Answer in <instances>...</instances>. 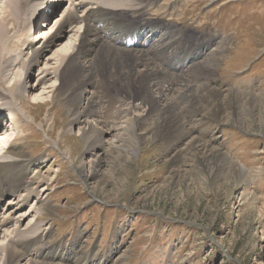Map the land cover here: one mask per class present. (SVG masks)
<instances>
[{
    "label": "rangeland",
    "instance_id": "rangeland-1",
    "mask_svg": "<svg viewBox=\"0 0 264 264\" xmlns=\"http://www.w3.org/2000/svg\"><path fill=\"white\" fill-rule=\"evenodd\" d=\"M76 1L74 0V3ZM99 1L108 5L112 2L113 6L123 2L124 5L129 3V0ZM60 2H55L57 5L54 13L67 4V0ZM147 2L149 1H144L145 4ZM4 5L5 0H0V15L4 13ZM124 5L119 6V10L112 11L116 18L124 19L120 22L121 27L117 29L129 33L132 21L138 26L143 21H149L151 29L148 30H155V25L153 27L151 23L156 21L158 25L172 27L167 34L171 40L183 38L190 45L209 44L210 52L205 53L199 61H209L208 67H212L206 68L203 73H196L199 76L194 78L191 75L197 72V61L183 72L190 75L196 83L205 82L220 88L224 91L222 94H227L230 89L238 94L242 93V96L255 95L264 103V0H158L154 6H148L138 15H132L130 10L122 9ZM68 6L61 12L67 10ZM79 9L77 14L81 15L83 7ZM111 23V18L102 19V27L110 26L107 32L110 35L114 30ZM77 25L62 27L61 33L57 31V26L52 31L50 36L53 38V34L59 32V38L31 69L27 84L35 87L27 96H21L24 99L22 103L19 95L12 99L9 93L4 94L0 100V103L11 100L17 108L21 104L24 107L22 111L17 109L14 117L8 116L6 111L0 114V127H8V132L0 142V157H3L2 153L7 148L6 143L13 138H9L10 133L19 132L17 126L23 130L24 141L28 144L25 150L29 156L38 159L46 156L49 158L42 169L43 172L51 169L46 183L48 188L42 197L54 206L35 215L36 226L40 225L39 230H43L45 224L50 226L44 236L49 246L55 250L67 240L75 239L79 243L74 244L78 248L76 251H66L67 256H59V262L44 256L52 254H45L48 245L41 249L43 254L35 258L30 255L34 258L32 260L44 256L43 260L35 262L80 264L86 257L84 255L83 258L81 252L93 249V253L97 255L96 259L105 253L110 254L107 259L102 257L105 260L100 264H264V107L257 109L253 115L241 114V122L228 120L221 114L218 119L207 117L203 127L199 126V123L194 127L195 123L189 125L190 122L183 121L178 128L175 126L176 132H171L175 136L163 135L160 139L146 140V144H142L138 154L133 157L118 156L117 151L108 153L103 160V167L89 180L91 187L76 167L81 166L85 171L91 170L83 150L84 143L76 145L75 138L79 139L77 126L72 128V131L68 129L71 116L67 110L69 97L65 93L73 96L75 92L69 93L65 90L63 81L60 83L59 73L64 64L62 62L58 65L60 58L54 53V50L65 43L67 49L77 44L83 32V25ZM162 29L165 33V28ZM35 32L36 25L29 30L27 36L35 35ZM12 34L15 35L14 29ZM175 47H178L176 43ZM24 48L22 47V50ZM18 50L14 47L11 53L12 58L15 57L18 62L17 66L27 58L25 55H19ZM160 50L164 51V48L161 47ZM110 52L116 54L118 51ZM91 53L86 46L82 57ZM115 57L114 60L107 59L103 63L104 66H97L101 69L98 73H83L80 78L87 81L88 88L93 89L100 100L99 103L105 104L101 113L110 120L111 117L117 116L115 110L123 107L117 99L126 96L124 107L127 109L126 106H133L132 113L127 117L131 118L134 112L139 110L138 115L133 116L136 120L134 133L136 138L141 139L147 128L154 127L151 119L157 118L159 111L148 110L145 100L139 99L140 76L136 77L132 84L128 82L129 79L119 77L115 68ZM149 57L148 60L154 67L164 70L160 58ZM40 68H48L51 73L45 79L38 78L40 82L37 84ZM13 72L15 74H11V71L5 73L3 85L11 86L19 75L23 79V71L16 67ZM171 74L169 72L168 75L167 72L166 77L162 79H173ZM36 92H39V95L31 96ZM131 92L137 99L130 102L128 94H132ZM89 96L88 92L84 94L86 99ZM187 107L188 103L180 102L175 111L183 112ZM190 109L192 110V107ZM230 111L231 109L226 110L227 113ZM24 113L34 119H26ZM145 116L150 120L144 119ZM121 121L117 122L122 125ZM119 123L118 127L121 126ZM121 127L119 131L110 133L112 141L115 140L116 132H120V136L129 133L128 127ZM187 127L190 133L186 131ZM195 137L222 152L226 161L242 166L245 170L243 176L231 171L229 165L224 163L217 169L209 170L198 162H195L197 167L187 165L173 174L175 162L172 164V160L176 150ZM120 140L121 138L117 142L120 143ZM67 147L71 148V153H68ZM181 162V159L176 161L177 164ZM33 173L36 174L34 169L30 175ZM1 177L0 175V179ZM43 187L44 185H41L38 189ZM31 199L21 210L27 215L21 222L22 227L30 219L28 209L36 203L34 198ZM43 239L42 236L40 241L35 236L30 237L21 248L31 253L37 242L36 247L42 246ZM112 244H116L118 248L113 250ZM15 245L20 243L16 242ZM55 256L53 254V257ZM67 258L71 259L68 263ZM29 262L31 263L28 261L26 264H30ZM93 263L91 261V264Z\"/></svg>",
    "mask_w": 264,
    "mask_h": 264
},
{
    "label": "bare ground",
    "instance_id": "bare-ground-1",
    "mask_svg": "<svg viewBox=\"0 0 264 264\" xmlns=\"http://www.w3.org/2000/svg\"><path fill=\"white\" fill-rule=\"evenodd\" d=\"M98 1L77 0L74 3V0H69L70 3L68 4L69 6L67 10L60 12L62 13L60 18H62L53 20L54 23L51 26L48 25L50 19L46 24L43 23L46 19L41 20L33 38H28L27 36L31 26L30 17L34 15L32 12H35L36 7L38 5L41 6L40 2H42V0H5L4 13L0 15V100L3 99L2 96L4 94L6 95L9 93L12 99H14V96L17 98V95H19L20 103L24 100L21 96H27V94H30V90H34L35 87L27 84L31 69L38 64L48 48L55 45V42L61 33L60 29L75 24L76 26H78L77 24L83 25V32L76 45L73 44L70 49H67V43H65L54 50V53L60 58L58 65L60 66L62 62L64 64L59 73L60 83L63 81L64 88L66 91H69V93L75 92L73 96L65 93L69 97L67 110L71 116L68 129L69 131H72V128L77 126L79 139L75 138L76 145L78 144L79 146V143H84L83 150L88 159V167L91 170L85 171L81 166L76 167L77 169H80L87 185L91 183L89 180L95 177L103 167V160L108 153L113 154L117 151V153H119L118 156L128 155V157H133L138 154L141 145L146 144V140L160 139L163 135L175 136V134H173L176 132V129H174L175 126L178 128L183 121L190 122L191 124L189 125L195 123L194 127L199 123V126L203 127L207 122V117L218 119L219 114H221L222 117H227L228 120H236V122L240 120L241 122V114L253 115L257 109L264 107V103L260 102L255 95L249 94L246 96L243 94L244 96H242V93L238 94L236 91H231L230 89L227 91V94H222L224 91H221L218 87L211 86L205 82L196 83L192 80L191 76L196 78L199 76L198 74L207 70L206 68L212 67H208V60V63L206 60L199 61L197 65L198 69L195 70L197 72H195L194 75L188 76L186 75L187 73H184L182 70L183 64L177 67L173 63L169 64L171 60L169 57L166 61L167 65L175 66L172 67V69H180L181 72L174 74L175 76L171 74L170 76L173 77L171 80H163L162 78L166 77L167 72L164 70L161 71L159 68H156L157 66L154 67L152 62L148 59H150L149 56H152L151 54L153 52H161V47L164 48V52L166 51V44L161 42V40L164 39V34L166 32L164 33L163 29L159 31L146 30L145 32L143 28H145V25L148 22L143 21L140 23L139 27L135 21H132L131 27L129 28L130 32L124 33L117 29L118 27H121V20L116 19L115 14L112 12L117 9L119 10V6H123L124 2L123 4H115L114 2L115 6H113L112 2L111 5H108ZM103 1L105 2L106 0ZM144 1L146 0H129V3L126 2L122 9L130 10L132 15H138L148 6H154L158 2V0H148L149 2L145 4ZM48 6L49 4L47 7ZM47 7L41 10L45 13ZM81 7H83L84 11L82 14L80 13L81 15H78L77 11ZM105 18L112 19L111 26L114 25V30L113 33L111 32V35L110 33H107L109 30L108 28H110L109 25H107L108 28L102 27V19ZM56 24L57 27H59L57 31L59 30L60 33L57 32L53 34V38L52 36H49L46 40H40L41 37L47 36V31L52 33L51 28ZM102 28H105L104 31ZM13 29L15 30V35H11ZM135 37H137L138 40L139 38H142L139 45L129 48L123 46V43L126 40ZM86 46H88L90 50H93V53L82 57L83 49ZM14 47L19 49V55H25L27 57H25L26 59L19 64V66H17L18 62L16 61V58H12L13 55H11ZM22 47H25V52L22 50ZM102 49H104L103 53L101 52ZM110 51L118 52L115 54V52L111 53ZM196 54L199 53L197 52ZM106 57L109 61L114 60V57L116 58L115 68L116 71H118L120 78L123 77L129 79L128 82L131 83L133 81L135 82L136 77L140 76V98H138L142 101L145 100L148 110L154 112L159 111L158 117L151 119L154 123V127L150 129L147 128L143 132V138L141 139L136 138L134 133L136 120L133 116L138 115L139 110H136L137 112H134V115L131 118L127 117L132 113L133 106H126L127 109L124 107L126 104L125 102H127L124 99L126 96L117 99L122 103L123 107L117 108L115 110L117 116L111 117L110 120L101 113L105 104L99 103L100 100L98 96L95 95L93 89L90 90V88H88L89 84L87 81H83L82 78H80L83 76V73H98L101 69L100 67L97 68V66H104L103 63L107 60ZM178 61H182V59H179ZM16 67L19 71H23V79L19 75V78L11 86L3 85V76L5 73L11 71V74H15L13 70ZM58 68L56 70H58ZM39 73L40 75L38 74L36 80L37 84L40 82L38 78L45 79L51 71L48 68H40ZM77 82L79 83L77 84ZM129 90L130 88L128 89V92H130ZM87 92L90 96L86 99L84 98V94ZM37 95H39V92L31 94V96ZM83 99L86 102V105H84V101H82ZM128 99H130L131 102L132 99L136 100L137 96L134 93L128 94ZM180 102L182 104L188 103V107L183 111L185 114L181 111H175L180 105ZM131 105L133 104L131 103ZM135 106L136 104H134V107ZM190 107H192V110ZM23 108L22 104L17 108L11 100L6 102L1 101L0 114L6 111L8 116L14 117L16 110L18 109L22 111ZM229 109H231V111L230 113H227L226 110L229 111ZM170 112H173L174 114L171 115ZM139 114H141V112ZM24 116L26 119H34V117H30L28 113H24ZM144 119L149 118L148 116H145ZM119 120L123 121H121L123 123L122 125L117 122ZM118 123L121 126H125V128L128 127L129 133L126 134L127 137H125L126 135L120 136L118 135L120 132H116L114 135L115 140L112 141L109 136L110 133L113 131H119L122 128L121 126L118 127ZM52 125H54V120H52ZM189 127L186 128L188 133H190ZM16 129H18L19 132L10 133L9 138H13L9 143H6L7 148L2 153L3 157H0V175L2 176L0 179V200H4L3 197L6 195L8 198L7 203L0 207V263L26 264L28 261H31V263L29 262L30 264H38L32 259L39 256L40 252L46 248V242H43L42 246L40 245L36 247L34 245V251L31 253L28 252V250H24L27 252V254H25L28 257L19 253L15 247V243L17 242L19 244L22 241H27L30 237L37 236V231L40 228V225L36 226L35 215L41 214L54 206L51 205L52 203L48 204L46 202L48 200L44 201L45 197H42L44 191L48 188L46 183L49 180L48 173L51 169H48L47 172L42 171L49 158H47V156L39 159L31 158L27 153V150H25V148H28V144L24 141L25 135H23V130L19 129L17 126ZM172 131L173 133H171ZM7 132L8 127H0V142L3 141V135ZM119 138H121L120 143L117 142ZM139 139L140 142L138 141ZM121 142H123V144ZM67 151L68 153H71V148L67 147ZM174 157V159L172 158V164L175 162L174 167L172 168V172H174L173 174H176L181 167L184 168L187 165H190V167L192 166V168L197 167L195 162L204 164V167L209 170L217 169L219 168V165L221 166L222 163H224L229 165L231 171L237 173L239 176H243L245 172L242 166L226 161L222 152L218 151L216 148L210 147L208 143L201 141L196 137L188 141L182 148L176 150ZM180 159L182 161L181 164H177L176 161ZM33 169L36 171V174L33 173V175H30V171ZM81 169H83V171ZM41 185H44V187L39 190L38 187ZM99 191L104 193L102 189H99ZM31 198H34V202L36 203L35 205L32 204L31 208L28 209V216L30 219L27 221L26 225L22 227L21 222L27 218V215L25 216V214L21 212V209L23 206H27L30 203V200H32ZM112 246L113 250L118 248L116 244H112ZM63 249L66 250L62 251L63 255L61 257L67 256L66 251L74 250V247L72 245L66 248L63 247ZM93 252V249L83 250L81 252L83 258L84 255H86V257L79 263L91 264L92 261L95 264H100L102 260L110 257L109 253H103L104 255L101 256L105 259L100 256L96 259L97 255ZM30 255H34V258ZM121 256L119 257V260L122 259Z\"/></svg>",
    "mask_w": 264,
    "mask_h": 264
}]
</instances>
